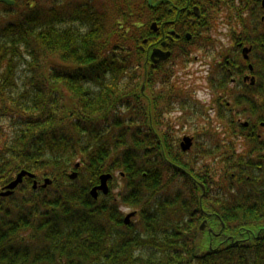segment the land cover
Wrapping results in <instances>:
<instances>
[{
	"label": "trees",
	"instance_id": "trees-1",
	"mask_svg": "<svg viewBox=\"0 0 264 264\" xmlns=\"http://www.w3.org/2000/svg\"><path fill=\"white\" fill-rule=\"evenodd\" d=\"M14 1L0 2V193L24 169L52 183L0 194V264H264V156L212 133L201 156L181 149L162 113L183 94L146 75L141 49L161 5Z\"/></svg>",
	"mask_w": 264,
	"mask_h": 264
},
{
	"label": "flooded vegetation",
	"instance_id": "flooded-vegetation-1",
	"mask_svg": "<svg viewBox=\"0 0 264 264\" xmlns=\"http://www.w3.org/2000/svg\"><path fill=\"white\" fill-rule=\"evenodd\" d=\"M156 2L161 5L160 24L156 30L151 28L160 32L141 46L147 54L146 75L152 68L164 71L183 94V103L176 101L162 114L169 117L182 104L185 110L186 103L208 105L207 114L215 111L222 127L206 133L220 135L221 141L232 140L237 152L238 138H244L246 146L251 143L264 156V0ZM155 48L170 51L169 57L154 62ZM188 62L198 63L190 82L179 75Z\"/></svg>",
	"mask_w": 264,
	"mask_h": 264
},
{
	"label": "rangeland",
	"instance_id": "rangeland-1",
	"mask_svg": "<svg viewBox=\"0 0 264 264\" xmlns=\"http://www.w3.org/2000/svg\"><path fill=\"white\" fill-rule=\"evenodd\" d=\"M98 1H101V0H98ZM180 63H183V61L180 60ZM185 66L187 67L179 70V75L182 74L181 79L187 80L189 82L193 81L194 70L195 68H198V63L188 62L186 63ZM25 72H26L25 68L21 69V67H19V69H17L16 75L19 77L20 81H22L23 77L26 76ZM21 85L23 84L21 83ZM91 87L96 88V84H92ZM183 106L184 104H182L178 109L172 110L171 111L172 113L168 115L170 119L172 120V122L176 125L175 129L177 130L176 134L179 139V144H180L182 137L185 136L186 134L194 138V144L191 150H192V157L196 158V157L201 156V154H199L197 150L199 148V143H205L206 141L205 133L207 132V129H210L211 131H213L214 129L216 132H218V130H221L222 122L221 120H218V118L216 117L217 114L215 113V111L210 110L212 111L211 114L209 113L207 114V110L209 108L208 105L206 106V105H199V104H194V103H186L184 107L185 110H183ZM173 107L174 106L171 105V107L168 110H171V108ZM209 115L212 118L210 120H213V121H210L209 119H207ZM238 139H240V142L238 143H241V145L237 147L240 152L246 150L247 147H253L251 143H248V145L246 146L244 138H238ZM217 141H221V139L217 138L215 139L214 142L217 143ZM207 144L209 145L208 140H207ZM244 145L245 147H243ZM114 182L116 186L113 188V190L114 192H117L122 180L118 175H116ZM121 208H122V211L125 212V214L134 210V208H130L124 205H122ZM204 240L206 241L205 244L207 245L208 238L204 236Z\"/></svg>",
	"mask_w": 264,
	"mask_h": 264
},
{
	"label": "water",
	"instance_id": "water-1",
	"mask_svg": "<svg viewBox=\"0 0 264 264\" xmlns=\"http://www.w3.org/2000/svg\"><path fill=\"white\" fill-rule=\"evenodd\" d=\"M0 2L9 4V5L15 4L14 0H0ZM148 2L150 5H154V6L158 4V2L153 3V0H148ZM152 28L155 30L157 29V23L156 22L152 23ZM169 55H170V51H164L160 48H155L151 54V58L153 59L154 62H159L160 60L168 58ZM143 88H144V85H143ZM192 144H193V137H191V136H185L181 142L182 149L185 151L190 149L192 147ZM77 165H79V163ZM26 176L34 178L36 175H35V173L30 172V171L25 170V169L21 170L20 172L17 173L16 177L13 180H11L8 184H6L3 187L0 194L3 196H8V195L12 194L14 192V190L24 181V178ZM70 177L71 178L77 177V172L74 171L73 173H71ZM111 177H112L111 173H105V174L101 175L100 183L91 189V193L95 198H98L99 191H102L105 194H107L110 191V186L108 184V181ZM51 182H52L51 179L46 178L43 186H47ZM34 187H37V181L34 182ZM136 214H137L136 210H133V211L129 212L128 214H126V216H125L126 224H129L132 217L136 216ZM206 225H207V219H205L202 222L200 229L205 230Z\"/></svg>",
	"mask_w": 264,
	"mask_h": 264
},
{
	"label": "bare ground",
	"instance_id": "bare-ground-1",
	"mask_svg": "<svg viewBox=\"0 0 264 264\" xmlns=\"http://www.w3.org/2000/svg\"><path fill=\"white\" fill-rule=\"evenodd\" d=\"M33 179H34V182L37 181V187H39V186L46 187V186H43V184L45 183V180L43 181V183H40L39 180H38L37 178L34 177ZM49 179H50V178H49ZM51 181H52V180H51ZM34 182H33V186H34ZM51 183H52V182H51ZM51 183H50V184H51ZM37 187H34V188H37ZM102 194H105V193L102 192ZM124 220H125V218H124ZM130 222H131V221H130Z\"/></svg>",
	"mask_w": 264,
	"mask_h": 264
}]
</instances>
